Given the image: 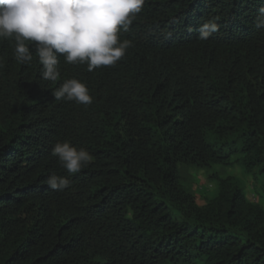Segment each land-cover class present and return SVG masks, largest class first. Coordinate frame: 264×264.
Instances as JSON below:
<instances>
[{"label": "trees", "instance_id": "trees-1", "mask_svg": "<svg viewBox=\"0 0 264 264\" xmlns=\"http://www.w3.org/2000/svg\"><path fill=\"white\" fill-rule=\"evenodd\" d=\"M264 0H146L115 67L43 79L0 40V264H264ZM219 31L200 41V23ZM91 105L55 100L67 79ZM92 162L69 175L58 142ZM206 171L199 205L182 168ZM71 186L50 189V175Z\"/></svg>", "mask_w": 264, "mask_h": 264}, {"label": "clouds", "instance_id": "clouds-1", "mask_svg": "<svg viewBox=\"0 0 264 264\" xmlns=\"http://www.w3.org/2000/svg\"><path fill=\"white\" fill-rule=\"evenodd\" d=\"M146 0H0V40L14 41V59L21 64L33 60L30 45L42 66V77L56 82L60 78L58 57L70 65H86L92 72L115 67L125 58L132 42L121 40V33L142 12ZM257 26H264V7ZM219 31L215 18L200 23L198 37L207 41ZM55 100L91 105L94 98L77 79L65 80L53 93ZM51 155L69 175L79 173L93 157L70 142H58ZM52 190L70 188L71 180L52 174L46 181Z\"/></svg>", "mask_w": 264, "mask_h": 264}, {"label": "rangeland", "instance_id": "rangeland-1", "mask_svg": "<svg viewBox=\"0 0 264 264\" xmlns=\"http://www.w3.org/2000/svg\"><path fill=\"white\" fill-rule=\"evenodd\" d=\"M218 173L224 177L227 175H235L238 178H242L246 184V194L250 201L254 203H261L264 207V202L259 199L257 193V183L251 177H243L239 168H221L214 167L210 174ZM206 171L196 170L192 167L182 168V179L185 186H187L196 196L199 205L205 204V198L211 195L216 188V185L209 181Z\"/></svg>", "mask_w": 264, "mask_h": 264}]
</instances>
